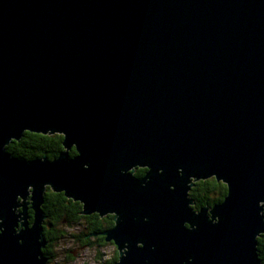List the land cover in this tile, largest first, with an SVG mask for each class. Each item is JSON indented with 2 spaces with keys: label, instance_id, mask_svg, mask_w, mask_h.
<instances>
[{
  "label": "water",
  "instance_id": "1",
  "mask_svg": "<svg viewBox=\"0 0 264 264\" xmlns=\"http://www.w3.org/2000/svg\"><path fill=\"white\" fill-rule=\"evenodd\" d=\"M47 188L113 215L114 264H261L264 0H0V264H46Z\"/></svg>",
  "mask_w": 264,
  "mask_h": 264
},
{
  "label": "trees",
  "instance_id": "2",
  "mask_svg": "<svg viewBox=\"0 0 264 264\" xmlns=\"http://www.w3.org/2000/svg\"><path fill=\"white\" fill-rule=\"evenodd\" d=\"M62 136L61 135H39L33 134L30 132H25L23 137L16 142H11L7 147V151L13 156L24 159L31 160L34 158H42L43 156L48 157L49 159H53L58 156V154L63 150L62 147ZM71 155H75L74 148L70 152ZM146 172V169H136L134 176L142 177ZM48 193L45 195V202L49 201L47 212L51 214V200L48 198ZM227 194L226 185L220 182H217L214 178H210L208 180L198 181L194 183V186L191 188L189 192V197L194 202V209H199L201 207L212 206L216 203H220ZM62 197V196H60ZM65 198L62 197V200ZM70 201V200H68ZM82 209L81 204L74 203V216L67 218L68 224H74L79 220L77 215L80 213ZM50 211V213H49ZM65 216L61 215L57 218V223L64 219ZM53 218V217H50ZM51 220V219H50ZM56 223V224H57ZM49 224V223H48ZM113 226L112 217L106 220V225L101 228H92L90 231H105ZM257 253L259 259L261 260V264H264V235L257 238ZM115 255L111 260L105 262V264H114L118 259V254L115 251Z\"/></svg>",
  "mask_w": 264,
  "mask_h": 264
},
{
  "label": "flooded vegetation",
  "instance_id": "3",
  "mask_svg": "<svg viewBox=\"0 0 264 264\" xmlns=\"http://www.w3.org/2000/svg\"><path fill=\"white\" fill-rule=\"evenodd\" d=\"M51 193L50 195H48L47 200H51L52 204V211L51 214H48L47 212V207H48V203L49 201L45 202L44 199V203L42 204L41 208L44 212L45 215V219L43 222V237L44 240L46 242L45 247L42 249V254L43 257L46 259V264H70L71 262L74 261L75 258V254L80 252L79 250L83 249V248H87V246H91L92 244H96L97 247L102 246V245H112L115 249L116 247L114 246L113 243L111 242H106L105 241V237L103 235H101L102 232L104 231H90V229L92 228H101L104 225H106V220L110 219V216L112 217V222H113V215H107L104 217H100L98 214H92V215H83L80 213L77 215V217L79 218L78 221L83 220L86 227L84 228V233L85 234H79L77 237L72 234V233H67L65 231L59 230L57 228V218L60 217L61 215L65 216L64 219L61 220V222L64 223H68V220L70 219L69 217L74 216V203H78V202H74L71 199H68L64 196L63 193H55L53 192L50 188L46 189V194ZM45 194V195H46ZM62 196L63 198H65V200H62ZM70 200V201H68ZM27 203V214L29 217V223H32L33 221V210L31 209V204H30V199L28 198L26 200ZM80 204V203H79ZM82 206V205H81ZM50 213V211H49ZM69 218L67 220V218ZM53 217V218H50ZM51 219V220H50ZM49 223V224H48ZM80 225V224H79ZM114 225V222H113ZM111 228V227H110ZM68 234V235H67ZM66 238H76L77 242L76 244H78V248H76L75 250H71V249H62L61 247H59V245H56L55 243L60 242L63 239ZM90 238H94V242L90 241ZM117 252V249L115 250ZM115 253V252H114ZM62 254L64 255L62 257ZM118 254V252H117ZM115 254H113L114 256ZM119 256V255H118ZM112 259V258H111ZM110 259V260H111ZM98 264H105V262H98Z\"/></svg>",
  "mask_w": 264,
  "mask_h": 264
},
{
  "label": "rangeland",
  "instance_id": "4",
  "mask_svg": "<svg viewBox=\"0 0 264 264\" xmlns=\"http://www.w3.org/2000/svg\"><path fill=\"white\" fill-rule=\"evenodd\" d=\"M85 227L86 225L83 220L77 221L74 224H68L61 221L57 223V228L59 230L65 231L67 233H72L76 237L79 234L83 235L86 233V232L84 233ZM76 240H77L76 238L74 239L66 238L55 244L59 245V247H61L62 249L75 250L79 246L78 244H76L78 243ZM90 241L94 242L95 240L94 238H90ZM115 250L116 249L110 244L108 245L104 244L102 246L97 247V245L94 243L89 247L87 246V248H83L79 250L80 252L75 254L74 261L71 262L70 264H98L97 261L107 262L113 257ZM63 256L64 255L62 254V257Z\"/></svg>",
  "mask_w": 264,
  "mask_h": 264
}]
</instances>
